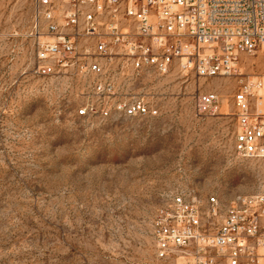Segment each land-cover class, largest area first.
<instances>
[{
	"label": "rangeland",
	"instance_id": "obj_1",
	"mask_svg": "<svg viewBox=\"0 0 264 264\" xmlns=\"http://www.w3.org/2000/svg\"><path fill=\"white\" fill-rule=\"evenodd\" d=\"M33 34V0H0V264H158L152 221L172 195L223 207L264 193V159L233 148L238 78L159 74L121 56L103 60L104 76L40 77ZM262 53L240 57L244 75H264ZM100 79L110 102L143 98L157 113L77 116L103 98ZM207 91L214 115L195 109Z\"/></svg>",
	"mask_w": 264,
	"mask_h": 264
},
{
	"label": "built area",
	"instance_id": "obj_2",
	"mask_svg": "<svg viewBox=\"0 0 264 264\" xmlns=\"http://www.w3.org/2000/svg\"><path fill=\"white\" fill-rule=\"evenodd\" d=\"M34 74L104 76L121 56L134 69L167 73L173 66L199 77L238 78L233 96L234 152L264 159V75L243 74L240 57L264 50V0H33ZM95 90L77 116L154 115L143 98L119 99L111 81ZM200 115H214V91L195 97ZM219 221H216L217 219ZM158 264H264V193L236 194L221 207L179 192L152 221Z\"/></svg>",
	"mask_w": 264,
	"mask_h": 264
},
{
	"label": "bare ground",
	"instance_id": "obj_3",
	"mask_svg": "<svg viewBox=\"0 0 264 264\" xmlns=\"http://www.w3.org/2000/svg\"><path fill=\"white\" fill-rule=\"evenodd\" d=\"M262 54H264V53H262ZM248 57V56H247Z\"/></svg>",
	"mask_w": 264,
	"mask_h": 264
}]
</instances>
